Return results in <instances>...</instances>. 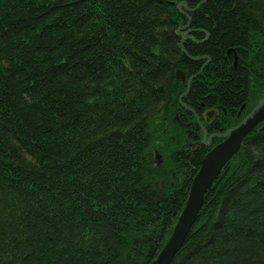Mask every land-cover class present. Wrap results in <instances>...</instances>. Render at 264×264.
Masks as SVG:
<instances>
[{"label": "trees", "instance_id": "1", "mask_svg": "<svg viewBox=\"0 0 264 264\" xmlns=\"http://www.w3.org/2000/svg\"><path fill=\"white\" fill-rule=\"evenodd\" d=\"M202 2L0 0V264L154 262L209 151L176 143L154 161L183 132L177 70L191 78L182 101L221 115L213 132L224 109L264 97L249 54L264 0ZM99 81L111 83L101 100ZM226 167L171 264H264V121ZM170 169L183 177L167 183Z\"/></svg>", "mask_w": 264, "mask_h": 264}, {"label": "water", "instance_id": "2", "mask_svg": "<svg viewBox=\"0 0 264 264\" xmlns=\"http://www.w3.org/2000/svg\"><path fill=\"white\" fill-rule=\"evenodd\" d=\"M177 77L182 79V81H186L184 71H178ZM190 81L191 78L188 83H191ZM263 121L264 98L258 102L244 121L224 135L226 140L206 154L202 160V169L191 184L186 205L178 218L173 233L152 264H171L199 218L200 211L204 205L206 191L213 179L238 152L245 137ZM212 138L213 136H210L208 141L207 132L205 131L202 141L207 145H211ZM156 154V161L159 164L161 163L160 154L157 152Z\"/></svg>", "mask_w": 264, "mask_h": 264}, {"label": "rangeland", "instance_id": "3", "mask_svg": "<svg viewBox=\"0 0 264 264\" xmlns=\"http://www.w3.org/2000/svg\"><path fill=\"white\" fill-rule=\"evenodd\" d=\"M206 1L207 0H203L202 3H205ZM179 5L181 7H187L186 2H181ZM192 11H193V9L191 11H189V12H192ZM187 16H188V14H187ZM189 21H190V19H189ZM188 28H190L189 24L186 25V26H180V27H178L177 28V31H176L177 34L183 38L182 40H184V42L189 37V36H187L188 33H184L185 30L187 32H189L190 29H188ZM193 32L194 31L192 29L190 31V33H193ZM254 41L255 42L256 41L257 42H261L263 45L258 44V46H256V45H254ZM193 43L197 44V41H193ZM249 43L252 46L251 47V52H249V54L251 56H253V58H255V63H256V69H254V73H256V74H255V76L252 77V86H253L252 90L254 91L256 89V86H257V88H260L261 90H264V80H261L260 79L261 76H264V39L262 37L258 36L257 34H255V36H253V38H251V40L249 41ZM178 71H182V70L179 69ZM186 81H187L186 90L178 98L179 101L181 100V105L180 106L183 107V109L185 108V110L187 111V113L185 112L184 116L182 117V118H184L185 121L181 122L180 119H179V115L176 113V115H177L176 116L177 117L176 119L178 120V122L180 121V123H181L180 125L182 126L181 128H182L183 132L180 134L181 136H178L177 133H171V135H169L168 138L161 144L163 146L161 148H159V149H156L154 151L155 152L154 161H156V157H157L156 156L157 155L156 152L160 154L161 163H163L165 157H166V159L168 158L169 155L166 154L168 152V151L166 152V150H168L167 149V145H170L171 147L174 146L176 143L177 144L178 143L179 144H182L183 147H185L186 144H187L186 146H188V147H191V146L194 147V146H196L198 144H201V145L203 144L204 145V143L202 142V137H204V127H209V129H210L209 133H207L208 141H209L210 136L211 137L213 136V138L211 140L212 147H211V149L209 148L210 150H212L218 144H220L221 142H223L224 140H226V137L224 135L227 134V132H229L230 129L236 127L242 121H244L249 116V114L253 111V109L256 107V105L258 104V101L255 104H254V102L251 103L249 106H247L246 103L243 104V106L236 111V114L235 115H234V112H233L232 115H234L235 117H233L232 115L227 116L228 114H227L226 110L224 109L223 110V113H222V116L224 117V115H225V118L226 117L229 118L228 123H227L228 126H225L224 129H222V128L219 127L215 132H213L212 130H214L215 128L212 127L213 125H211V127H210V124L212 122H214L216 119H220L221 118V115L219 114L218 111H216V109L213 112L212 111L213 109H211L209 107L208 108L205 107L204 109H202L201 114H200V113L195 112V110H192L187 104H185L182 101V99L187 95L186 92L189 91L188 89H189V86H190L189 85L190 83H188L189 80H187V78H186ZM110 85H111L110 82H107V81L106 82L99 81V82L96 83V85H91L90 88L93 91V95L96 97V99H100L101 100L102 97H103V95L109 91V86ZM253 94H255V92L249 91V94L248 95H250V96H248V97H251V95L253 97L254 96ZM248 102H249V100H247V103ZM250 106L253 107L251 111L249 109ZM193 111H194V114H192ZM233 121H234V123H233ZM192 122L193 123L194 122H197V124H199V127L201 128V132L198 133L197 135H195V137L192 139L193 142L187 140V136H186V134H187L186 129H187V127L191 126ZM209 151L206 152V154H208ZM206 154H205V156H206ZM165 164H167V161L165 162ZM190 188H191V186H190ZM186 202H187V200H186ZM180 215H181V213L179 214V216ZM179 216H178V218H179ZM173 230H174V228L172 229V233H173ZM172 233L170 234V236L168 237V239L171 237ZM168 239H167V241H168ZM166 243H165V245H166Z\"/></svg>", "mask_w": 264, "mask_h": 264}, {"label": "bare ground", "instance_id": "4", "mask_svg": "<svg viewBox=\"0 0 264 264\" xmlns=\"http://www.w3.org/2000/svg\"><path fill=\"white\" fill-rule=\"evenodd\" d=\"M192 29H190L189 30V32H187L186 30L184 31V33H188L187 34V36H189L190 38H194V36L192 35L193 33H190V31H191ZM188 37V38H189ZM187 38V39H188ZM250 60H254V62H255V58H253V56H251V58H250ZM251 61V62H252ZM177 72H178V70H177ZM185 75H186V73H185ZM176 76H177V73H176ZM186 78H187V76H186ZM177 79L178 80H181L182 81V79H180V78H178L177 77ZM183 82V81H182ZM191 84V83H190ZM187 93V92H186ZM260 101V100H259ZM258 101V102H259ZM186 107V106H185ZM192 109V108H191ZM194 112V111H193ZM227 112V111H226ZM227 114H228V112H227ZM228 115H230V114H228ZM192 124H193V122H192ZM207 132V133H209V131H210V129H208L207 127H204V132ZM203 142V141H202ZM204 146H205V148H210L211 149V147H212V144L211 145H207V144H205L204 143ZM209 149V150H210ZM154 157H155V152H154ZM204 158V157H203ZM203 160V159H202ZM231 160V159H230ZM229 160V161H230ZM229 161H228V163H229ZM155 163L157 164V165H161L162 163H157V161H155ZM228 163H227V165H228ZM164 168H166V170H167V167H164ZM226 166L221 170V172L220 173H218L217 175H216V177L213 179V181H212V183L210 184V187L207 189V191H206V194L209 192V190L217 183V181L219 182V181H221V180H224L226 177L225 176H223V173H225L226 172ZM201 169H202V162H201V164H200V167H199V169H198V171H197V173H196V175L199 173V171H201ZM225 171V172H224ZM170 173L172 174V175H169V176H167V172L166 171H164V174H163V178H164V180L167 182V178H168V182L167 183H169V184H171L174 180H176V178H177V176H179V172L178 171H175L174 169H170ZM235 173V172H234ZM233 173V174H234ZM233 174H232V176H233ZM188 174L186 173L185 174V176H187ZM196 175L195 176H193V178H192V182H191V184L193 183V180L195 179V177H196ZM183 177V176H182ZM181 176H179V178H182ZM164 180H161V183L160 182H157L156 183V185H159V187H160V189H162L161 187H163L165 190H167V186L166 185H164ZM174 183V182H173ZM166 184V183H165ZM191 186V185H190ZM169 191V190H168ZM88 231L86 230V229H84V230H82L81 231V233H80V237L79 238H82V237H84L85 235H86V233H87ZM87 237H94V235H92V233H88L87 234Z\"/></svg>", "mask_w": 264, "mask_h": 264}]
</instances>
